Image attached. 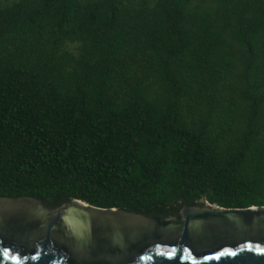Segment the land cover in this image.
<instances>
[{
  "label": "trees",
  "instance_id": "16d2710c",
  "mask_svg": "<svg viewBox=\"0 0 264 264\" xmlns=\"http://www.w3.org/2000/svg\"><path fill=\"white\" fill-rule=\"evenodd\" d=\"M0 197L264 207V0H0Z\"/></svg>",
  "mask_w": 264,
  "mask_h": 264
},
{
  "label": "water",
  "instance_id": "95a60500",
  "mask_svg": "<svg viewBox=\"0 0 264 264\" xmlns=\"http://www.w3.org/2000/svg\"><path fill=\"white\" fill-rule=\"evenodd\" d=\"M0 264H264V207L204 200L167 218L0 197Z\"/></svg>",
  "mask_w": 264,
  "mask_h": 264
},
{
  "label": "snow or ice",
  "instance_id": "6c2138e0",
  "mask_svg": "<svg viewBox=\"0 0 264 264\" xmlns=\"http://www.w3.org/2000/svg\"><path fill=\"white\" fill-rule=\"evenodd\" d=\"M232 255H235L234 253H232ZM218 259L220 258V257H217Z\"/></svg>",
  "mask_w": 264,
  "mask_h": 264
}]
</instances>
